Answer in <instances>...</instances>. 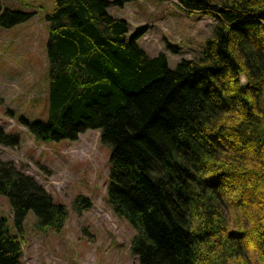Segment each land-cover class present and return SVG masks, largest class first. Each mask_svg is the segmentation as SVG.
Masks as SVG:
<instances>
[{
    "label": "trees",
    "instance_id": "16d2710c",
    "mask_svg": "<svg viewBox=\"0 0 264 264\" xmlns=\"http://www.w3.org/2000/svg\"><path fill=\"white\" fill-rule=\"evenodd\" d=\"M50 1L47 118L24 121L29 132L41 141L100 132L108 202L135 229L138 264H264V0H174L214 22L200 56L174 68L140 47L143 29L129 36L109 13L128 0ZM33 16L0 0V27ZM17 140L0 131L4 146ZM0 196L12 215L0 217V264H24L27 213L59 231L67 209L9 161H0ZM75 205L91 204L79 196Z\"/></svg>",
    "mask_w": 264,
    "mask_h": 264
},
{
    "label": "rangeland",
    "instance_id": "374dc122",
    "mask_svg": "<svg viewBox=\"0 0 264 264\" xmlns=\"http://www.w3.org/2000/svg\"><path fill=\"white\" fill-rule=\"evenodd\" d=\"M113 1V0H112ZM5 6L33 12L27 22L0 27V131L17 135V145L0 143V161L12 162L31 175L67 209L59 231L41 229L29 211L20 234L24 264H138L131 250L135 229L112 210L107 198L110 146L100 132L86 130L75 141H41L24 121H45L48 109L46 12L50 0H3ZM109 13L125 19L128 35L141 29L140 47L150 56L164 53L169 68L181 59L200 56L214 25L210 15L187 12L174 0H128ZM173 48L175 52L173 51ZM90 207L78 211L76 197ZM12 220L7 199L0 196V217Z\"/></svg>",
    "mask_w": 264,
    "mask_h": 264
},
{
    "label": "water",
    "instance_id": "95a60500",
    "mask_svg": "<svg viewBox=\"0 0 264 264\" xmlns=\"http://www.w3.org/2000/svg\"><path fill=\"white\" fill-rule=\"evenodd\" d=\"M249 85V81L245 78V76H241L240 78V88L245 90Z\"/></svg>",
    "mask_w": 264,
    "mask_h": 264
}]
</instances>
